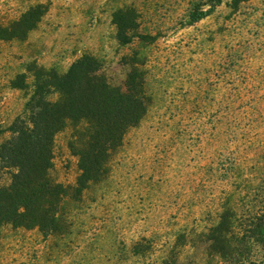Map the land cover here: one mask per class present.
I'll list each match as a JSON object with an SVG mask.
<instances>
[{
    "label": "rangeland",
    "instance_id": "374dc122",
    "mask_svg": "<svg viewBox=\"0 0 264 264\" xmlns=\"http://www.w3.org/2000/svg\"><path fill=\"white\" fill-rule=\"evenodd\" d=\"M230 3L0 0V143L26 100L12 81L30 84L33 67L63 73L92 55L123 86L135 58L149 97L107 177L78 196L71 129L55 135L51 177L69 188L59 229H0V264H154L171 250L179 264H264L252 232L264 211V0ZM120 20L153 39L121 45ZM222 216L236 227L224 259L207 241Z\"/></svg>",
    "mask_w": 264,
    "mask_h": 264
},
{
    "label": "trees",
    "instance_id": "16d2710c",
    "mask_svg": "<svg viewBox=\"0 0 264 264\" xmlns=\"http://www.w3.org/2000/svg\"><path fill=\"white\" fill-rule=\"evenodd\" d=\"M230 1L235 7L246 0ZM205 15L192 12L190 22ZM115 25V37L121 45L131 44L136 38L153 39L137 34L128 21L120 20ZM1 32L0 28L3 40ZM128 64L123 86L111 85L101 72L100 61L92 55L79 57L63 73L33 67L30 84L24 75H16L12 88L23 91L26 100L21 115L5 129L9 137L0 143V229H35L43 236L59 229L61 206L69 188L56 182L50 172L53 139L67 128L71 129L68 147L78 160L73 195L107 177L111 156L121 146L125 133L146 114L149 102L139 67L142 63L133 58ZM227 217L222 216L208 230L210 248L221 259L226 258V248L236 235L232 218ZM254 219L253 235L261 237L264 211ZM175 256L171 250L154 264H179Z\"/></svg>",
    "mask_w": 264,
    "mask_h": 264
}]
</instances>
